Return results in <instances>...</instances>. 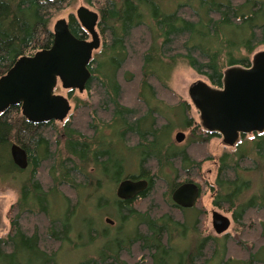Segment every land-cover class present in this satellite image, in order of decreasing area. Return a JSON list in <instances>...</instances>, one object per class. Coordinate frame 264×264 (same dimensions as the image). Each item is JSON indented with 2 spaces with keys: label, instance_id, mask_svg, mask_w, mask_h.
<instances>
[{
  "label": "trees",
  "instance_id": "obj_1",
  "mask_svg": "<svg viewBox=\"0 0 264 264\" xmlns=\"http://www.w3.org/2000/svg\"><path fill=\"white\" fill-rule=\"evenodd\" d=\"M71 1L0 0V76L21 56L51 46V18ZM83 1L98 13L96 30L102 43L88 65L91 75L84 89L88 96L95 91L97 100L93 117L88 118L89 133L65 119L59 144L52 139L55 121L30 123L19 105L0 113V182L15 187L18 194L10 208L14 215L9 218V230L0 236V264H58L56 256L63 248L77 254L97 239L95 258L76 264H264V132L242 137L232 152L221 154L209 186L213 206L232 212L234 222L247 233L259 232L257 246L231 241L227 234L199 233L201 212L176 206L170 196L210 157L195 160L186 146L164 141L176 121L194 133L193 144L205 145L218 135L195 125L189 104L172 94L168 80L178 60L215 89L222 88L227 69L249 68L250 55L264 44V0ZM67 24L76 38L88 39L74 15H69ZM126 87L133 88L136 105L123 103ZM161 94L175 100L166 102ZM78 104L89 107L87 99ZM98 111L109 119L98 118ZM12 144L26 152L25 169L13 163ZM112 146L136 157V173L130 172L129 160L118 155L120 161L114 155ZM43 170L46 183L40 178ZM98 170L114 171L112 184L141 178L147 187L132 200L98 199L99 206L115 210L105 213L119 221L114 234L85 228V223L72 232L69 220L77 218L82 193L100 186L94 175ZM252 174L259 189L254 188ZM159 184L164 193L160 194ZM50 198L65 207L64 215L50 211ZM137 200L150 201L141 211L134 207ZM162 205L167 208L163 213ZM186 227L191 235H185ZM71 235H77V240L71 241ZM237 249L242 256L231 255Z\"/></svg>",
  "mask_w": 264,
  "mask_h": 264
},
{
  "label": "water",
  "instance_id": "obj_2",
  "mask_svg": "<svg viewBox=\"0 0 264 264\" xmlns=\"http://www.w3.org/2000/svg\"><path fill=\"white\" fill-rule=\"evenodd\" d=\"M75 17L89 39L76 38L65 19L55 21L51 46L32 56H21L0 76V113L19 105L22 116L30 123L65 120L70 110L69 100L54 90L60 84L65 90L84 91L91 75L88 65L100 46L96 30L98 13L80 6ZM189 95L203 128L218 133L227 145H234L241 135L264 132V52L253 57L249 68L227 69L222 88L194 84L189 88ZM174 140L181 143L184 133L177 132ZM10 155L19 169L26 168L24 149L12 144ZM146 187V180L126 178L118 183L115 194L119 200H131ZM198 196L197 185L187 182L173 191L172 201L188 209L195 205ZM230 222L227 216L211 212V227L216 235L226 233ZM106 223L113 224L109 219Z\"/></svg>",
  "mask_w": 264,
  "mask_h": 264
},
{
  "label": "rangeland",
  "instance_id": "obj_3",
  "mask_svg": "<svg viewBox=\"0 0 264 264\" xmlns=\"http://www.w3.org/2000/svg\"><path fill=\"white\" fill-rule=\"evenodd\" d=\"M80 6L88 7L90 10H93L96 12L95 8L89 7L83 0H72L69 4H67L64 8H62L59 11L54 12L50 27L52 29L53 24L55 21L59 19H65L68 20L69 15H74L76 10ZM98 32V31H97ZM89 39V37H88ZM100 41V45H101ZM100 47L95 51L99 52ZM93 52V54L95 53ZM264 52V44L259 45L256 47L254 52L250 55V61H252L253 57L258 54ZM194 84H202L209 88H213L208 80L199 74H197L194 70H192L185 62L182 60H178L176 66L174 67L170 78L168 80V86L172 92V94L175 95L176 98H181L182 100H185L189 104L190 109V116L192 117L195 125H201L202 122L200 119L199 112L194 105V103L191 101L190 95H189V88ZM133 89V88H132ZM130 87L125 88V93L123 95V103L127 104L128 106L136 105V99L134 91ZM215 89V88H214ZM69 91L71 90H65L61 88L60 84H58L54 90V93L63 95L68 98L70 103V110L65 119H68L76 128H79L84 131L85 134H88L87 130V124H88V118L91 119L93 117V109L92 106L95 105L96 109V98H94L95 91H92L91 94L86 93L85 91L78 92L77 90H72L71 94H69ZM162 98L166 102H172L175 100L171 95L169 94H161ZM88 100L89 107L84 109L82 105L78 104V101H84ZM78 105V106H77ZM172 112L173 111H169ZM91 114V115H90ZM71 116V117H69ZM98 118L103 119L104 122H106L109 119V116L107 114H104L103 112H97L96 115ZM69 117V118H68ZM177 120H180V123L182 124V119L180 117L177 118ZM64 121V120H63ZM55 122L56 130H52V139L57 140L59 144H61L63 140V136L60 133L62 123L64 122ZM51 132V131H50ZM177 132L184 133V140L182 143H176L174 140L175 134ZM166 138L164 141H168L169 144H174L180 148H183L186 146V149L192 155V157L195 160H203L205 157H210V159L205 160L201 163V166L198 170H195L194 172L190 173V175H187L188 180L197 183L201 187V194L198 198V201L196 202V205L194 207L195 212L199 211L201 212L200 217V224H198L197 229L199 230V233L201 235H211V236H217L221 237V235H230V240L234 242L236 240L242 242L246 241L250 246L255 244V246L258 245L257 235H259V232H248L245 231V229L234 222L232 218V212L226 211L225 209H220L212 204V198L213 193L210 191V184H213L216 176V169H217V161L221 154L224 152H229L234 149L233 145H227L221 136H213L211 139H209L207 142H205V145H200L198 143H191L190 140H196V136L191 131V129H183L180 124L178 125V122L176 121V126L171 125L166 131ZM251 135H248L250 137ZM111 151H114V155H120L124 156L127 161L129 160V170L131 173H136L139 169V163L138 160H136V157L132 154L129 156H126V152L123 149H116V147L112 146ZM123 157V159H124ZM120 161L121 158L119 156L117 157ZM95 176H97L98 180L100 181L99 185L97 187L96 191H93V187L89 188L87 191L82 193V206L77 211V215L74 219H70V223L72 226V232H75V229L82 224H84L85 228L88 225L90 228H94L97 232H101L103 230L107 231L109 234H114L116 228L119 225L118 219L114 216V218H109L105 215L106 211H112L114 214L115 210L112 207H107L106 204H103L101 206L98 205V199L103 197L105 200H108L109 202L117 198L115 194L117 184H112V179H115L114 177V171H110L109 173H103L102 171H96L94 173ZM182 177V176H181ZM250 177H254V188L259 189L260 184L255 180L254 174L250 175ZM41 181L46 183V172L43 170L40 173ZM181 180V178H180ZM159 186L160 194L165 192V188L163 184L157 185ZM8 186V184L5 181L0 182V236L4 235L9 230V218L10 216L14 215V210H11V205L17 200V191L15 187ZM64 191L67 192V187H62ZM91 191H93L91 194ZM163 198V197H162ZM164 200V199H162ZM50 201V211L53 212V214H56V216H60L65 214V207L59 206L57 203L58 201H54L52 198L49 199ZM150 200L141 201L137 200L134 204V207L138 210L144 211L147 205L149 204ZM155 203L159 204L158 200H155ZM167 211V208L162 205L161 207V213ZM217 211L228 218L231 219L230 226L226 233L216 235L211 227V212ZM174 215L178 216V212L175 211ZM176 216V217H177ZM61 218V217H60ZM87 221L89 223H86L83 221ZM109 219L113 222V224L116 226L115 228L109 227L108 223H106V220ZM191 217L188 219V225L191 226ZM256 222L257 220H253ZM187 225V226H188ZM185 235H191L189 233L188 227H186ZM114 236V235H110ZM97 239V238H96ZM77 235H71V241H76ZM98 239L94 240L93 242H89L86 248V251H77L76 254L74 250H70L68 248H63L62 252H59V254L56 256L58 264H76V262H79L81 260H88V259H94L95 256L93 254V247L97 245ZM59 245L56 244L55 247H58ZM233 248V246H231ZM62 248V247H60ZM77 248V247H73ZM231 248V249H232ZM79 250V249H77ZM232 256L240 257L242 254L240 253V250H232L231 251Z\"/></svg>",
  "mask_w": 264,
  "mask_h": 264
},
{
  "label": "flooded vegetation",
  "instance_id": "obj_4",
  "mask_svg": "<svg viewBox=\"0 0 264 264\" xmlns=\"http://www.w3.org/2000/svg\"><path fill=\"white\" fill-rule=\"evenodd\" d=\"M203 127V126H202ZM205 129V128H204ZM207 131V130H206ZM211 133V132H210ZM214 133V132H213ZM263 133V132H262ZM216 134H218V133H216ZM255 134H260V133H254V134H250L251 136L250 137H248V135H241L240 136V138H239V140L233 145L234 146V149H235V147L237 146V144L241 141V138L243 137L244 139H249V138H251V137H253ZM219 135V134H218ZM218 135H216V136H218ZM220 136V135H219ZM183 142V141H182ZM181 142V143H182ZM233 149V150H234ZM232 150V151H233ZM232 151H229V152H232ZM216 174H217V169H216ZM216 177V176H215ZM126 179V178H125ZM136 179V178H135ZM137 179H141V178H137ZM124 180V179H123ZM143 180H145V179H143ZM122 181V180H121ZM120 182V181H119ZM187 182H190V181H183V182H180L172 191H171V196H170V199H171V201H172V193H173V191L179 186V185H181V184H184V183H187ZM193 183V182H192ZM196 184V183H195ZM197 185V187H198V190H199V196H198V198L200 197V194H201V187L198 185V184H196ZM211 191V190H210ZM139 195V194H138ZM137 196V195H136ZM135 196V197H136ZM213 196V195H212ZM134 197V198H135ZM133 198V199H134ZM132 200V199H131ZM197 201H198V199H197ZM196 201V202H197ZM173 202V201H172ZM174 203V202H173ZM175 204V203H174ZM176 205V204H175ZM195 205H196V203H195ZM195 205L193 206V207H191V208H194L195 207ZM176 206H178V205H176ZM179 207V206H178ZM190 208V209H191ZM218 208V207H217ZM230 219V218H229ZM230 221H231V219H230Z\"/></svg>",
  "mask_w": 264,
  "mask_h": 264
}]
</instances>
